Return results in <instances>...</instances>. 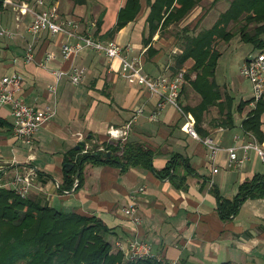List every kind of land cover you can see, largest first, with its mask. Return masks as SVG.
Masks as SVG:
<instances>
[{
  "label": "crops",
  "instance_id": "obj_1",
  "mask_svg": "<svg viewBox=\"0 0 264 264\" xmlns=\"http://www.w3.org/2000/svg\"><path fill=\"white\" fill-rule=\"evenodd\" d=\"M13 1L27 2L36 11L57 7L61 16L79 20L81 31L90 30L103 41L120 44L124 54L141 62L145 74L175 73L166 70L167 62L153 42L154 37L151 45L155 51L144 44L150 9L147 2L144 8L143 0L136 18L110 36L108 32L116 26L126 0H44L43 5L36 0ZM94 1L103 8L92 18L87 8ZM0 17L13 33L11 37L0 35V77L19 74L22 87L15 93L17 98L38 109L47 105L56 109L54 119L36 133L31 146L13 136L11 106L0 103V174L4 179L18 171L33 170L35 179L28 199L64 213L99 217L111 229L108 241L113 252L119 251L118 244L126 248L131 241L139 240L150 246L156 259L165 262L264 264V163L251 152L241 167L230 168L226 151L246 143L253 135L245 131L243 123L255 107L249 102L238 108L240 102L252 100L253 92L249 97L243 96L242 89L237 96L223 93L233 101L230 127L219 125L224 118L218 106L204 112L202 132L221 148L212 161L205 145L188 135L186 121L174 106H166L157 121L148 119L159 98L146 86L129 83L119 58L111 59L91 49L65 58L61 44L67 36L43 31L34 39L29 30L32 13L20 15L8 4ZM92 22L96 26L88 28ZM30 43L34 58L28 61L26 50ZM193 63L190 59L186 65L190 69ZM73 66L86 69L79 84H74L68 75L57 80L53 74ZM175 67L176 64L174 70ZM53 85L57 87L55 93L50 90ZM182 96L183 107L190 105L183 103ZM140 107L145 115L132 122L127 140H111L109 128L125 127ZM214 108L218 109L215 115ZM190 116L197 130L196 119ZM260 130L264 136V112ZM109 145L123 149L143 146L151 152V168L130 165L124 169L112 162L86 163L79 170L77 160L83 151L93 153L99 149L108 155ZM110 155L119 158L122 151ZM174 160L173 170L166 173ZM66 164L74 166L65 167ZM214 169L218 172L214 173ZM255 180V193L240 203L236 214L223 218L218 197L233 200L245 183ZM131 203L137 207L138 223L123 212Z\"/></svg>",
  "mask_w": 264,
  "mask_h": 264
},
{
  "label": "trees",
  "instance_id": "obj_2",
  "mask_svg": "<svg viewBox=\"0 0 264 264\" xmlns=\"http://www.w3.org/2000/svg\"><path fill=\"white\" fill-rule=\"evenodd\" d=\"M202 1L146 0L150 11L146 18L148 35L143 39L144 44L149 45V50L155 51L151 45L154 35L183 20ZM141 8L142 0H126L125 6L119 11L116 26L108 35H113L134 20ZM233 22L240 23L239 34L244 42L264 50V0H231L229 7L219 14L213 26L196 35L186 33L175 56V72L182 69L188 60L194 61L187 70L186 80L201 96V101L195 106L187 104L184 109L195 117L197 130L203 137H206L202 132L203 115L211 106H218L223 115L224 119L219 125L230 127L233 124L232 97L224 95L215 80L222 55L215 45L219 39L230 42L235 36V32L230 29ZM188 92V86H183L181 96H187ZM249 102L251 100L240 102L238 108L242 109ZM263 112L264 97L243 123L245 131L252 133L260 143L264 142L260 130ZM107 150L110 154L122 151V155L119 158L108 156L107 152L82 155L77 160L79 170L86 163L98 165L112 162L124 169L130 165L151 168V152L143 146H125L123 149L109 145ZM174 165L175 160L166 167V173H170ZM256 181L245 183L233 200L218 197L223 218L236 214L240 203L255 193L258 187ZM110 235L111 229L99 217L43 207L28 198H19L9 189L0 188V264H158L151 259L126 261L122 252H113L108 241Z\"/></svg>",
  "mask_w": 264,
  "mask_h": 264
},
{
  "label": "built area",
  "instance_id": "obj_3",
  "mask_svg": "<svg viewBox=\"0 0 264 264\" xmlns=\"http://www.w3.org/2000/svg\"><path fill=\"white\" fill-rule=\"evenodd\" d=\"M38 5H43L44 0H36ZM12 5L20 14L28 12L33 14V20L29 30L34 39L38 38L40 32L47 31L52 35L63 34L67 36V40L61 44V54L67 58L78 54L83 49H91L105 54L108 58H119L122 63V71L126 74L129 83H138L146 86L152 93L158 96L159 101L156 109L149 113L150 121H157L159 113L168 105L174 106L180 112V115L186 121V129L188 135L193 139L201 142L209 151L212 161H215L221 148L217 145L214 139L210 137L202 138L197 133L193 118L188 115L181 103V92L186 83V69H180L178 72L171 75L158 74L151 76L143 72L142 64L139 60L132 58L130 55L124 54V48L114 42L103 41L90 30L81 31L80 21L71 18L63 17L58 12L57 7L50 6L40 11L35 10V6L27 2L16 3L13 0H0V12L6 5ZM19 19V17H17ZM95 22H92L89 27H95ZM12 32L8 30L2 23L0 17V35L12 36ZM71 39V40H69ZM34 58L33 44L30 43L26 50V59L31 61ZM49 58V57H48ZM86 73L84 67L73 66L69 71L56 70L53 72L56 79H60L63 75H68L74 84H79ZM240 74L252 82V100L251 105L255 107L257 102L264 97V50H258L253 55H250L240 69ZM22 87V79L19 74H12L0 77V103L9 104L11 106V116L13 119V136L22 142L32 146L36 133L47 123L51 122L56 116V109L52 106H45L43 109H38L25 104L21 99L15 96V93ZM50 90L56 92L57 87L51 86ZM145 115L143 107L135 110L132 121L125 127L117 128L111 126L108 134L111 140L125 142L127 140L129 130L133 121ZM102 150L94 149L93 153L101 152ZM229 155L230 168L241 167L250 158V153L255 152L261 162L264 163V142L260 143L256 137L250 135L249 141L240 145L233 146L226 150ZM89 150L82 152L83 155L89 154ZM241 153V155L239 154ZM218 170L214 169V173ZM35 173L33 170L18 171L10 179H4L0 174V188L9 189L21 199H27L33 182ZM124 214L127 217L133 218L135 222H139L136 217L137 207L134 203L129 204L124 209ZM119 252L124 254V258L128 262L151 259L158 264H180L178 260L160 261L155 258L151 252L150 246L142 241L133 240L126 248L118 244Z\"/></svg>",
  "mask_w": 264,
  "mask_h": 264
},
{
  "label": "rangeland",
  "instance_id": "obj_4",
  "mask_svg": "<svg viewBox=\"0 0 264 264\" xmlns=\"http://www.w3.org/2000/svg\"><path fill=\"white\" fill-rule=\"evenodd\" d=\"M33 1L34 0H30V3ZM230 2L231 0H203L196 5L183 20L174 23L169 29L162 30L154 36L156 40L153 38V42L158 44L159 50L163 52L164 58L167 62L168 68L165 67L167 71L170 73L175 72L173 68L176 64L175 56L179 52L185 34L189 33L191 35H196L201 30L213 26L219 14L229 7ZM143 6L144 8L147 7L145 0H143ZM102 8L103 6L98 1H94L87 10L92 18H94ZM239 26L240 23H231L230 29L235 32V36L230 42H225L224 40L219 39L215 45L216 48L222 51V55L219 58L216 68L215 78L223 93L231 92L232 95L237 96L239 95L238 91L242 89L244 92L243 96L245 95L249 97L252 94V82L240 74V69L246 59L250 55L258 52L259 49L255 48L251 43L244 42L241 39ZM185 28H187V32ZM250 28H252V26H250ZM145 31L146 34H148L147 25H145ZM183 68L186 70L189 69L186 63ZM178 71L179 69L176 72ZM192 76H194V74H192ZM185 86H188L190 95L186 96L183 94V103L190 102L189 104L191 105L199 102L201 97L189 86L188 81ZM212 110H214L212 112L213 115H215L218 109L214 108Z\"/></svg>",
  "mask_w": 264,
  "mask_h": 264
},
{
  "label": "water",
  "instance_id": "obj_5",
  "mask_svg": "<svg viewBox=\"0 0 264 264\" xmlns=\"http://www.w3.org/2000/svg\"><path fill=\"white\" fill-rule=\"evenodd\" d=\"M83 144L79 145L78 149L82 146ZM110 153H108V156H109ZM74 165H71V164H66L65 167H71L73 168ZM79 175V173H77V176Z\"/></svg>",
  "mask_w": 264,
  "mask_h": 264
}]
</instances>
